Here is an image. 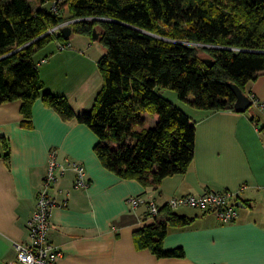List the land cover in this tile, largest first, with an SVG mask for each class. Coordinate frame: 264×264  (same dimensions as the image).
<instances>
[{
	"label": "trees",
	"instance_id": "trees-1",
	"mask_svg": "<svg viewBox=\"0 0 264 264\" xmlns=\"http://www.w3.org/2000/svg\"><path fill=\"white\" fill-rule=\"evenodd\" d=\"M67 22L68 39L61 29L47 34ZM93 30L105 49L103 83L91 110L76 113L65 96L45 91L38 64L49 54L35 58L53 41L59 48L71 46L74 34L92 39ZM262 74L264 0H0V105L21 101L22 124L30 127L41 99L96 135L93 150L105 169L145 187L184 174L194 155L195 121L161 89L196 110L234 111L228 84L249 96L248 85ZM248 111L259 122L254 104ZM3 150L8 162L4 141ZM159 214L134 232L135 247L183 257L162 243L169 226L189 220L166 206Z\"/></svg>",
	"mask_w": 264,
	"mask_h": 264
},
{
	"label": "crops",
	"instance_id": "crops-1",
	"mask_svg": "<svg viewBox=\"0 0 264 264\" xmlns=\"http://www.w3.org/2000/svg\"><path fill=\"white\" fill-rule=\"evenodd\" d=\"M67 53L49 51L38 72L45 91L71 102L72 89L82 80L72 74L83 66ZM248 94L259 122L252 120L250 111L206 113L176 104L195 121L193 160L187 172L164 178L157 188L123 180L105 169L93 150L96 135L85 125L64 121L41 99L33 104L30 127L22 124L21 101L0 105V263L14 261L15 245L28 240V222L53 152L64 166L61 174L56 171L58 179L50 189L57 207L48 238L62 253L57 264H264V74L248 85ZM3 141L8 144V162ZM73 164L84 167L86 189L74 187ZM242 185L246 189L238 192ZM208 189L237 193L240 207L236 205L233 223L223 224L213 213L180 208L172 212L189 222L169 226L162 246L165 251L182 250L183 257L157 258L135 247L134 232L155 220H148L145 205L133 209L130 197L152 200L161 209L173 197Z\"/></svg>",
	"mask_w": 264,
	"mask_h": 264
},
{
	"label": "built area",
	"instance_id": "built-area-1",
	"mask_svg": "<svg viewBox=\"0 0 264 264\" xmlns=\"http://www.w3.org/2000/svg\"><path fill=\"white\" fill-rule=\"evenodd\" d=\"M69 22L60 25L56 30L65 27ZM55 30V29H54ZM70 45L59 46L60 49H68ZM45 61V60H44ZM42 61V62H44ZM264 109V105L260 104ZM76 178L74 187L86 189L89 183L85 176L84 167L78 164L72 165ZM64 170V166L54 158L51 153L47 162L46 173L43 179L41 189L37 195L36 208L28 222V240L26 243L16 244V256L14 261L0 264H57L62 253L49 240L48 234L52 229V211L57 207V202L50 194V189L57 182V173ZM246 185H242L238 192H243ZM264 191V188L262 189ZM236 192L218 191L208 189L200 195L187 194L179 197H173L168 200L166 207L171 211L180 208L198 209L206 213H213L223 224L233 223L237 216ZM133 209L145 205L147 208L148 220L153 221L159 214L160 207L152 200L145 201L139 197H130L127 201Z\"/></svg>",
	"mask_w": 264,
	"mask_h": 264
},
{
	"label": "rangeland",
	"instance_id": "rangeland-1",
	"mask_svg": "<svg viewBox=\"0 0 264 264\" xmlns=\"http://www.w3.org/2000/svg\"><path fill=\"white\" fill-rule=\"evenodd\" d=\"M70 24L71 23H68L66 27H71ZM48 32L53 34L56 32V29H51ZM69 41L72 48H68L66 50L57 48V41L51 42L45 49L37 53L35 60L41 59L44 54H49V51L51 50L57 52L58 49V51H62L63 54H68L67 52L71 51V53L76 57V60L78 59V61H82L80 65L83 66V69L79 71V74H72V76L76 75L79 76V78L81 77V83L78 87L76 84V87L72 89V95L74 96L72 97L71 102L69 99L68 101L73 110L79 108V113L84 111L89 112L93 101L102 87L103 80L98 67V62L104 54L105 49L97 40H92L89 36L81 34H74ZM39 66L41 65L39 64ZM76 70L78 72L77 65ZM161 93L175 105H180L181 102L178 99L176 92L161 89Z\"/></svg>",
	"mask_w": 264,
	"mask_h": 264
},
{
	"label": "water",
	"instance_id": "water-1",
	"mask_svg": "<svg viewBox=\"0 0 264 264\" xmlns=\"http://www.w3.org/2000/svg\"><path fill=\"white\" fill-rule=\"evenodd\" d=\"M49 32H47L48 34ZM60 33L64 39H68L72 35L71 27H63L60 30ZM98 34L95 30H93L92 40H97ZM228 86L232 90L235 95V103H234V111L237 113H245L247 112L252 106V100L248 95H246L239 87L234 84L229 83ZM238 207H240V203H236Z\"/></svg>",
	"mask_w": 264,
	"mask_h": 264
}]
</instances>
